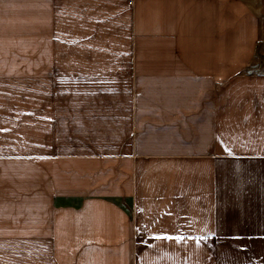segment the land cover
Returning a JSON list of instances; mask_svg holds the SVG:
<instances>
[{
  "label": "crops",
  "instance_id": "1",
  "mask_svg": "<svg viewBox=\"0 0 264 264\" xmlns=\"http://www.w3.org/2000/svg\"><path fill=\"white\" fill-rule=\"evenodd\" d=\"M0 264H264V0H0Z\"/></svg>",
  "mask_w": 264,
  "mask_h": 264
}]
</instances>
